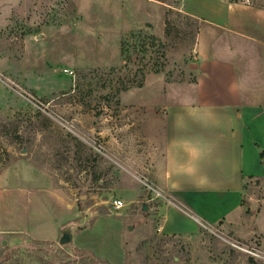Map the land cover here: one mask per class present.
I'll list each match as a JSON object with an SVG mask.
<instances>
[{
	"label": "rangeland",
	"instance_id": "1",
	"mask_svg": "<svg viewBox=\"0 0 264 264\" xmlns=\"http://www.w3.org/2000/svg\"><path fill=\"white\" fill-rule=\"evenodd\" d=\"M248 1L264 7V0ZM180 3L0 0V196L15 183H43L20 170L29 164L85 224L100 215L123 223V264H264L263 220L250 224V234L247 226L264 209V179L245 183L243 207L253 204L256 211L244 215L241 234L221 225L199 227L189 237L156 231L155 208L171 199L152 192L162 120L148 109L152 95L166 91L165 74L175 80L169 83L191 79L184 68L192 61L193 28ZM144 35L165 44V58ZM14 131L21 139L12 140ZM11 195L5 190V198ZM114 201L123 206L115 209ZM6 240L0 236V264H109L67 242Z\"/></svg>",
	"mask_w": 264,
	"mask_h": 264
},
{
	"label": "crops",
	"instance_id": "2",
	"mask_svg": "<svg viewBox=\"0 0 264 264\" xmlns=\"http://www.w3.org/2000/svg\"><path fill=\"white\" fill-rule=\"evenodd\" d=\"M180 4L198 22L192 61L184 68L195 82L167 83L165 92L152 95L155 102L148 109L162 120L153 190L171 199L162 198L155 208L156 231L192 236L199 230L193 216L241 234L246 210L256 211L253 204L243 207V186L264 176L259 157L264 151V7L234 0ZM19 167L44 181L4 189L0 236L10 240L2 243L13 245L21 238L54 243L65 235L71 248L123 264L122 222L100 215L85 224L36 167ZM5 190L11 191V199L5 198ZM259 216H253V227L259 220L264 226L263 208ZM247 226L252 233L250 221Z\"/></svg>",
	"mask_w": 264,
	"mask_h": 264
},
{
	"label": "trees",
	"instance_id": "3",
	"mask_svg": "<svg viewBox=\"0 0 264 264\" xmlns=\"http://www.w3.org/2000/svg\"><path fill=\"white\" fill-rule=\"evenodd\" d=\"M177 13L178 12H176V15H178L180 17V14H177ZM172 14H173L172 10L171 9H168L167 12H166V18L164 20V24H165L166 30H167L168 27H170V24L171 23H170L168 17H169V15H172ZM182 19L184 20L185 23H190V26L193 28L192 37L194 38L196 36L197 31H198V22H197V20L192 19V18H190L187 15L182 16ZM165 35H167V34L165 33ZM144 38H146L148 40L146 42V44H147V46L149 48H152V47L155 48V49L152 48L153 51H154V53H159L160 54V57L165 58V49H166L165 44H163L158 38H156L153 35H144ZM123 47H124V42H122V44H121V48H123ZM140 49L143 52H146L147 51V50L142 49L141 47H140ZM123 51L124 50L122 49V52ZM181 75H183V74L181 73ZM165 77H166V81H165L166 83L175 82V80H172L171 79V74H165ZM178 82H180V81H178ZM188 82L189 83H194L195 82V79L193 77H191V79ZM36 114L39 115L38 112ZM19 139H21V137L19 135H17V131H14L12 133V140L17 141ZM71 139L75 142V145H77V146L80 145V143L77 142V140L75 138L71 137ZM77 149L78 150H77L76 153L79 152V148H77ZM259 157L261 159V163L264 165V151H261L259 153ZM91 163L92 164H89V165H90V168H91V172L93 174V173H95V168H96V165H97V160L95 158H93V159H91ZM263 179H264V176H263ZM243 187L245 188V184H244ZM245 214L250 215V213H249L248 210H246ZM2 249H5V248H2ZM77 250H78L79 253H86V254L90 255L91 257H94L91 253H89V252H87L85 250H79V249H77ZM94 260H96V259H94Z\"/></svg>",
	"mask_w": 264,
	"mask_h": 264
},
{
	"label": "built area",
	"instance_id": "4",
	"mask_svg": "<svg viewBox=\"0 0 264 264\" xmlns=\"http://www.w3.org/2000/svg\"><path fill=\"white\" fill-rule=\"evenodd\" d=\"M243 3L246 4V5H249V1L248 0H243ZM152 192L153 194L158 195L157 192L155 190L152 189ZM122 203L120 201H114L113 202V207L115 209H120L122 207ZM191 218L197 223V225H199V227H202V228H206L205 225L207 224H203L202 222H200L198 219H196L195 217L191 216Z\"/></svg>",
	"mask_w": 264,
	"mask_h": 264
},
{
	"label": "water",
	"instance_id": "5",
	"mask_svg": "<svg viewBox=\"0 0 264 264\" xmlns=\"http://www.w3.org/2000/svg\"><path fill=\"white\" fill-rule=\"evenodd\" d=\"M145 210V209H144ZM254 217L252 216L250 218V224L253 222ZM69 240V238L67 236H63L60 240H59V244H65L67 241Z\"/></svg>",
	"mask_w": 264,
	"mask_h": 264
}]
</instances>
